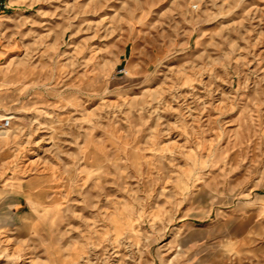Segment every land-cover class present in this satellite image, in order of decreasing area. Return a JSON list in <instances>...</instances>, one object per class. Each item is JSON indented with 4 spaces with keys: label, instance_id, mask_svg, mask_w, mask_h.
<instances>
[{
    "label": "rangeland",
    "instance_id": "rangeland-1",
    "mask_svg": "<svg viewBox=\"0 0 264 264\" xmlns=\"http://www.w3.org/2000/svg\"><path fill=\"white\" fill-rule=\"evenodd\" d=\"M0 264H264V0H0Z\"/></svg>",
    "mask_w": 264,
    "mask_h": 264
},
{
    "label": "built area",
    "instance_id": "built-area-1",
    "mask_svg": "<svg viewBox=\"0 0 264 264\" xmlns=\"http://www.w3.org/2000/svg\"><path fill=\"white\" fill-rule=\"evenodd\" d=\"M11 125V121L9 119L5 120L4 122L0 124V129H7Z\"/></svg>",
    "mask_w": 264,
    "mask_h": 264
},
{
    "label": "clouds",
    "instance_id": "clouds-1",
    "mask_svg": "<svg viewBox=\"0 0 264 264\" xmlns=\"http://www.w3.org/2000/svg\"><path fill=\"white\" fill-rule=\"evenodd\" d=\"M0 199H3V197H2V196H0Z\"/></svg>",
    "mask_w": 264,
    "mask_h": 264
}]
</instances>
